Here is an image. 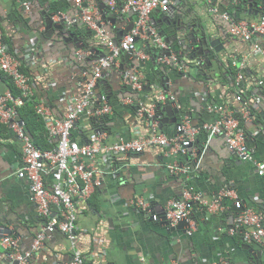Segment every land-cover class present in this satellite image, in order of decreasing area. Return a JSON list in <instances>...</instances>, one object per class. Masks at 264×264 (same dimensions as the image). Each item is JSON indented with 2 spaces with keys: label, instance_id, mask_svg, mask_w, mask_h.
Returning a JSON list of instances; mask_svg holds the SVG:
<instances>
[{
  "label": "crops",
  "instance_id": "crops-1",
  "mask_svg": "<svg viewBox=\"0 0 264 264\" xmlns=\"http://www.w3.org/2000/svg\"><path fill=\"white\" fill-rule=\"evenodd\" d=\"M23 2L31 4L30 11L24 9ZM96 2L98 12L100 4L107 6V0ZM231 4L234 5L229 2L223 6L232 10ZM118 6L116 1L115 7ZM208 8L207 0H179L177 13L167 18L169 24L161 22V26L158 25L164 15L156 10L150 22L160 26L162 33L168 32L170 36L178 29L183 31L181 24L185 26L189 23L186 26L190 25L189 28L196 31L201 26L203 32L217 39L219 52L212 55V66L207 68L211 75L199 74L193 69L190 72L185 69L180 74L178 68L169 66L163 74L156 75L153 70L145 72L153 65L149 59L140 65L144 78L151 81L146 86L147 95L144 93L142 101L146 98L148 102L160 94L171 95L174 101L169 98L162 100L161 106H167L166 109L171 112L173 109L179 111L172 115L176 119L174 123L163 124L162 129L157 127L158 130L166 136L175 135V126L184 117H188L192 126L198 129L192 143L196 164L182 161V155L161 145H149L138 154L118 155L116 160H107L103 153L99 154L95 158L97 173L94 178L100 184H93L92 181L87 187L89 193L86 200L75 199V242L72 243L62 232H46L42 245L32 252L27 264H70L73 249L79 250L87 264H251L252 256L243 247L249 245L256 248L259 244L237 239L226 221L229 215L224 216L223 212L230 211L232 207L237 209L235 200L255 212L264 210V173L259 175L255 166V162L264 163V127L256 129L254 124L249 125L250 129L253 128L251 151L254 161L240 160L227 146L221 133L211 134L202 127L217 119V112L211 108L213 104L221 101L222 97L227 99L226 104L235 100L233 94L224 92L229 89V67L240 68L241 73L246 68L251 80H260L258 85L263 90L258 93L255 89V109L264 123V58L254 53L249 43L229 35L226 24L212 15ZM57 12L75 18L79 9L73 0H0V28L7 49L29 64L33 78L39 79L36 83L38 89L44 94L40 98L48 99L53 107V116L62 118L69 108L63 96L80 91L81 85L92 75L93 63L107 49L101 40L96 39L95 31L82 20L67 26L61 36L57 30L50 38L41 34L45 20ZM106 16L111 19L106 20L100 15L99 20L109 29L115 41L123 36L129 23L135 24L137 17L129 12L108 11ZM56 18L49 19L56 23ZM71 30L74 35L69 33ZM191 33L196 36L195 31ZM75 38L79 42L74 41ZM76 44L83 45L79 48ZM145 45V40L139 38L136 41L137 51L144 53ZM79 50L88 51L89 55L78 57L76 52ZM27 54L29 58L25 59ZM116 61L113 67L123 72L137 64L135 58L125 53H121ZM111 71L112 67L109 77L115 88L110 95L115 96L112 102L116 112L110 121V133L106 134L105 143L150 135L153 132L150 121L144 118L143 127L138 123L136 109L116 87L119 84L118 71L115 70L114 74ZM30 85L33 88V84ZM153 114V111L149 113ZM161 116L163 119L167 113L164 111ZM82 121L81 116L73 128ZM153 126L156 128L157 124ZM20 161L21 142L8 127L0 136V232L14 237L17 245L12 250L0 245V264H8L17 256L31 251L35 236L44 226L27 181L15 174V167ZM111 163H115L114 166ZM171 167L175 170L170 171ZM45 181L51 184V176L47 175ZM186 189L200 192L208 202L217 199L223 191H230L233 195H224L219 200L220 209L209 211L203 205L195 204L188 216L187 226L180 230H168L170 226L164 224L163 210L169 201L182 199ZM137 196L149 202L148 212L140 211L130 203ZM51 210L56 214L60 208L52 205ZM154 215L160 218L154 219ZM4 228L11 234L2 231ZM261 249L262 252L256 255L258 264H264L262 246Z\"/></svg>",
  "mask_w": 264,
  "mask_h": 264
},
{
  "label": "built area",
  "instance_id": "built-area-1",
  "mask_svg": "<svg viewBox=\"0 0 264 264\" xmlns=\"http://www.w3.org/2000/svg\"><path fill=\"white\" fill-rule=\"evenodd\" d=\"M75 6L79 9L76 18L69 23L77 20L85 22L89 28L93 29L96 36L105 45L107 52L100 56L92 65V75L81 85L78 93L64 95L63 101L69 103L68 110L62 118H56L49 106L40 98L36 105V112L45 120L49 135L55 138V146L49 150H40L37 148L29 134L25 131L23 122L16 118V107L23 104L26 98L31 97L33 88L28 83V77L19 71L20 60L13 56L7 46L2 42L0 31V69L12 76L13 81L18 89L20 96L13 98L10 93H0V120L8 124L9 129L19 138L21 142V161L16 169V176L19 179L26 180L29 192L35 204L38 213L43 216H49L51 213L50 206L54 205L60 208L59 215L52 217L43 228L38 232L32 243L31 251L26 252L24 256L18 257V264H27L28 258L32 252H35L42 245L46 232L51 233L56 230L64 233L68 239L74 243L76 234L75 221L77 211L75 199L86 200L88 197V186L93 184L99 185L100 182L94 178L96 169L95 158L103 153L107 160L115 155L127 153H140L149 145L170 146L171 152L175 154H186L187 146L193 141L197 134V129L193 128L189 118L184 117L176 126L177 134L173 137H167L163 134L153 132L149 136H137L129 139H122L110 144H106V134L103 132H93L85 144H79L71 138V130L77 119L84 114L102 115L112 114L113 110L107 102V98L102 96L99 101L100 107L92 109L90 97L93 88L100 78L103 77L104 70L111 68L117 61L122 52L135 58L137 64L131 70L120 75L119 82L128 85L132 90L140 91L143 88V74L138 69L148 56L140 53L136 48V40L139 38L146 39L159 48L166 50L167 45L162 40L155 27L149 22L150 14L154 10L167 11L170 0H127L121 11L134 10L137 13L134 26L127 31L117 42L112 39L109 29L99 20L97 8L91 2L86 0H73ZM212 0H208L211 3ZM113 5V1L110 2ZM26 11L30 10L29 3H22ZM86 8H85V7ZM210 11L213 14L218 13L215 6H211ZM221 17L227 20L228 31L231 35L238 37L243 41L252 44L253 52L264 58V48L260 44V36L264 35V16L259 21H231L227 13H222ZM78 57L89 55L88 51L79 50L76 52ZM29 58L28 54L25 59ZM162 65H173L179 70L184 66L179 64V59L174 52L169 55H162L157 60ZM240 79L241 77L238 76ZM65 97V98H64ZM159 100H165V95H158ZM170 100L174 101L173 96L167 95ZM238 99V97H236ZM126 101H131L126 98ZM9 102L11 104L9 105ZM219 112V118L212 124L205 125L211 134L222 133L225 137L227 146L235 152L239 159L244 161H254L251 149L244 141L242 132L238 129V122L230 112L221 106H214ZM144 108L139 109L141 115ZM151 110H148L150 112ZM258 174L264 173V163L255 162ZM170 171L175 170L171 167ZM50 175L52 183L47 184L45 177ZM94 179V180H93ZM228 195H233L230 191L221 192L217 199L207 201L203 199L202 194L198 191L186 189L183 192V198L169 201L164 210L162 217L169 221L171 225L186 219L195 203L205 206L209 211L214 208L220 209L219 200ZM221 197V198H220ZM130 203L140 211H149V202L142 196L133 198ZM239 208L234 219V225L230 232L238 228H244L242 232L243 240L246 243H257L264 246V210L255 212L250 208L240 207V202H234ZM154 219L159 216L154 215ZM17 240L9 235L0 232V245L4 248L16 247ZM73 256L70 264H86L77 249H73ZM170 264H178L172 262Z\"/></svg>",
  "mask_w": 264,
  "mask_h": 264
},
{
  "label": "trees",
  "instance_id": "trees-1",
  "mask_svg": "<svg viewBox=\"0 0 264 264\" xmlns=\"http://www.w3.org/2000/svg\"><path fill=\"white\" fill-rule=\"evenodd\" d=\"M116 1L119 6H121L124 2L123 0H116ZM233 1L236 2L234 5L231 4L232 10H230L229 8L226 9L231 13L233 20L245 19L247 21H257L262 16H264V11L259 12L258 14H254L255 8H258L259 3H262L264 5V0H213L212 3L214 5H219L220 7L223 8V5H225V3H229ZM249 3L252 4L250 7H248ZM247 7L249 8L248 11H250V12L247 11L249 14H245L242 16H240L239 14L237 15L234 14V12H239L242 14L247 9ZM154 25L157 31L159 32V34L163 37L164 34L162 33L159 26L157 24ZM3 41L6 43L4 39ZM145 43L146 45L144 48V53L149 57L148 59L151 61V63H153V65H150L149 69L146 70L145 72H150V70H153L156 73V75H158V74H163L164 73L163 71H166L168 66L173 69H176L175 66L173 65H162L157 61L159 57H162V53L165 50H162L161 48L157 47V45L153 44L152 42H148L147 40H145ZM166 45L168 47L167 49H171L172 45L170 43H166ZM84 47L86 48L87 46ZM9 51L20 60L21 64L19 70L29 77V82L33 84V89H34V93H32L33 95L29 98H26L21 106L16 107L15 109L16 118L18 120L23 121L25 131L29 134L31 140L33 141L34 145L37 148H39L40 150H49L53 148L56 143H55V138L49 135V131L46 127L44 118L39 113L36 112V105L39 102L40 97H43L44 95L42 90H39L36 84L39 79L36 80L33 78L32 70L29 64L25 60H23V58H21L20 56L18 57V55H15L12 52V50L9 49ZM175 54L177 55V57L181 62L183 61L185 65H189V62H186L178 52H176ZM202 65L204 66L203 61H202ZM205 69L208 74H211V72L208 71L207 66H205ZM115 70L118 71L117 74H121L123 72L122 70L115 69L114 67H112L111 73L113 74L116 73ZM228 71L230 72V83L228 82L229 89L224 92H229V94H233L232 97L237 95L239 96L240 100L237 101L234 100V102L229 101V103L226 104L227 99H224V97H222L221 101L216 103L227 106V108L231 111V115L233 116V118H235L238 121V129L242 132L246 144L249 147H252L251 141L253 138L251 134L253 128L250 129L249 125L254 124V127L256 129H260L261 126L264 127V123L263 121H261V117L259 116L257 110L255 109V103H256L255 99L257 97L255 93V89H257L259 93L262 92L263 88L259 87L258 85L260 80L259 81L257 79L251 80V77L250 75H248L246 68L243 69L242 73H240L241 79L240 81L237 82V84H236V78H237L238 70L233 67L231 68L229 67ZM109 75L110 72L109 73L105 72L103 77L99 79L96 86L93 88V93L90 94L91 95L90 101H91L92 109H97L100 107L99 105L100 98L104 96L107 98V102L111 106L113 112L112 114H102L98 116L83 115L82 118L84 119V121L77 123V127L72 128L71 130V138L76 140L79 144L87 143L90 134L95 131L103 132L107 135L108 133H110V121L113 117L114 112H116V108L112 102V97L115 96L110 95V92L114 91L112 89L115 88V83L111 80ZM209 80H212V78H209ZM143 82L146 83L144 85V89L138 93L132 90L128 85L117 83L116 86L118 88V91L122 93V95H126L133 99V101L130 103V106L134 110L136 109L135 112L138 111L139 108L138 101H141L142 104H144V106L147 108L152 104L155 106V108L161 105V101L157 96L153 97L148 102H146V98L142 101L143 98L142 96H144V93L147 95V93L145 92L146 86H149L151 81L145 77ZM6 89H8L9 93L13 98L19 97L21 95L20 90L15 85L11 76L7 75L6 73L0 70V91L2 92ZM96 94H98V96L100 97H97ZM134 95H136V97ZM44 101L47 104V106L50 107L51 111H53V107L51 106L50 101L48 99H44ZM10 104L11 103H9V105ZM244 110L248 112V118L250 121L247 120V118L244 116ZM157 113H159V111H157ZM138 123L141 124L142 127L145 125L144 116L138 115ZM75 125L76 124H74V126ZM78 125L83 127H78ZM3 130L5 132L8 130V124L5 123L3 124L2 122H0V136L2 135ZM131 154L133 153H129V155ZM116 156L118 155H115L114 157H112V159L116 160ZM180 157L182 161H186V163L188 162V157H189L188 152ZM114 164L115 163H111V165L113 166ZM229 214H231V210L223 212L224 216H228ZM41 220L43 224H46L47 222L46 218H42ZM243 231L244 228H238L234 232L236 238L241 239L242 241H243V236H242ZM8 250H12V248Z\"/></svg>",
  "mask_w": 264,
  "mask_h": 264
},
{
  "label": "water",
  "instance_id": "water-1",
  "mask_svg": "<svg viewBox=\"0 0 264 264\" xmlns=\"http://www.w3.org/2000/svg\"><path fill=\"white\" fill-rule=\"evenodd\" d=\"M252 4H248V7H250ZM263 7L264 5H262V3L258 4V8L255 9L254 13L257 14L258 12H262L263 11ZM105 8L104 4H100L99 6V11L102 14L103 18H106V20L111 19L110 17L106 16V13L103 11ZM179 9V0H172V3L169 7V10L167 12H162V15H164L162 17V20L158 21V22H162L163 24L167 23L169 24V22L167 21L168 17H173L176 13L177 10ZM250 12V11H248ZM129 14H135L134 11L130 10ZM54 15H58L60 18L59 14H51L44 23V34H46V36L48 38H50L52 36V34L54 33V31H58V35H63L64 32H66V26L65 23L63 22V20H59L57 23H54L53 21H51L49 18L53 17ZM114 19V18H113ZM179 22H177L178 24ZM180 24V23H179ZM189 23H187L186 25H188ZM184 26V24H181V28L183 31H180V29L177 30V33L174 32V34L172 36L168 35V32H165V34L163 35V38L166 42L170 43L172 46L176 47L177 49H174L175 52H178L180 54V56H182V58L186 61L189 62L188 66H192V67H196L197 71L200 72L201 74L205 75V66H207V68H211L212 64L210 62V59L212 58V55H215L216 53L219 52L220 47L216 46V43H218L219 41L217 39H213L211 35H207L206 32H203L202 27H198V30H193L191 28H189V26ZM133 26V22L129 23L124 31H129ZM167 31V30H165ZM195 31L196 32V36L194 37V35L190 32ZM183 32V33H182ZM69 33L71 35H74L75 33H73V31H69ZM77 39L75 38L74 41H76ZM78 41V40H77ZM77 45V44H76ZM81 45H77V47H81ZM170 53L167 52L165 55H169ZM203 57L204 60V66L202 65L201 62V58ZM98 96V95H97ZM167 106H163V107H157L156 111H159V113H157L155 116H151L149 117V121L150 124H152L154 121H156L157 119H159L158 122V128L162 129L163 124H169V123H174L176 121L175 118H173V114H177L179 113L178 110L173 109V111H168L166 109ZM171 107V106H170ZM167 113V117L165 118H158L159 116H161L163 114V112ZM172 116V118H171ZM263 119H264V115H263ZM189 152L191 153V149L192 147L189 146ZM188 160L190 162H192L193 164H196V160L189 155ZM232 213L229 214V216L227 217L226 221L229 225L232 224V220L234 217V212L236 211V209L234 207L231 208ZM188 219H183L182 221H179L176 225L174 226H170L167 220H164V224L167 225L169 228L168 230H180L181 228H183L184 226L188 225ZM4 232H6L7 234H11V231L8 230L7 228H4V230H2ZM262 246V245H261ZM260 245H257L256 248L253 246H249V245H244L243 248L247 249L249 251V253L252 256V260H251V264H258L256 263V255L257 253H261L262 249H261ZM262 248L264 249V247L262 246ZM17 261H14L13 264H17ZM228 264V263H227Z\"/></svg>",
  "mask_w": 264,
  "mask_h": 264
},
{
  "label": "clouds",
  "instance_id": "clouds-1",
  "mask_svg": "<svg viewBox=\"0 0 264 264\" xmlns=\"http://www.w3.org/2000/svg\"><path fill=\"white\" fill-rule=\"evenodd\" d=\"M98 1V0H97ZM111 1H113V5H111L110 4V2ZM124 2H123V4L121 5V6H118V7H115V4H116V0H107V6H106V4L104 3V2H102V3H104V5H105V8H104V12L106 13V11H108V12H113V13H120V12H122L121 11V9H122V7L124 6V4L126 3V1L127 0H123ZM208 1V0H207ZM91 2L95 5V7L97 8V2H96V0H91ZM212 2H213V0H212ZM209 3V11H210V8H211V6H215L217 9H218V13L217 14H213L211 11H210V13L212 14V15H214V16H217L218 18H220V20L224 23V24H226L227 25V27H226V30H227V33L229 34V35H231L230 33H229V31H228V26H229V24H228V22H227V20H225L224 18H222L221 17V14L222 13H227L228 15H229V18L231 19V21H240V20H243V21H247V20H245V19H240V20H233V18H232V16H231V13L228 11V10H226L227 9V7H224L223 6V8L222 7H220L219 5H214L213 3ZM235 2L236 1H233V3L235 4ZM24 3V2H23ZM26 3H29V2H26ZM84 3L86 4V0H84ZM171 3H172V0H170V5H171ZM260 4V3H259ZM29 5H30V10H31V4L29 3ZM170 5H169V7H170ZM263 5V4H262ZM86 6V5H85ZM24 7V6H23ZM255 9H257V8H255ZM263 9H264V7H263ZM29 10V11H30ZM116 12H115V11ZM132 10V9H131ZM168 10H169V8H168ZM167 10V11H168ZM249 10V8L247 7V9L241 14V13H239V12H234V14L235 15H237V14H239L240 16H242V15H245V14H249L247 11ZM98 11V10H97ZM130 10H128V11H126V12H129ZM132 11H134V10H132ZM155 11V10H154ZM153 11V12H154ZM156 11H159V10H156ZM167 11H159L161 14H162V12H167ZM264 11V10H263ZM152 12V13H153ZM256 12V11H255ZM134 13H135V15L137 16V13L134 11ZM152 13L150 14V17H151V15H152ZM259 13V12H258ZM257 13V14H258ZM56 14H59L60 15V13L59 12H57ZM98 14H99V16L101 15V18H102V14L100 13V11L98 12ZM255 14V13H254ZM77 16V15H76ZM76 16H75V18H76ZM53 17H57L56 19H58L57 21H55L56 23L59 21V20H63V22L65 23V26L67 27V26H71L72 24H76L79 20H75L74 22H72V23H69V21L71 20V19H73V18H68V17H66V16H62V14L60 15V18H59V16L58 15H54ZM263 17V16H262ZM136 19H137V17H136ZM261 19V18H260ZM259 19V20H260ZM150 20H151V18H150ZM150 20H149V22H150ZM259 20H257V21H259ZM248 22H253V21H248ZM151 23V22H150ZM160 23L161 22H158V25H160ZM154 27H155V25L153 24V23H151ZM133 26H134V24H133ZM132 26V27H133ZM161 26V25H160ZM160 26H159V28H160ZM89 27V26H88ZM155 29H156V27H155ZM161 29V28H160ZM0 31H1V34H2V30H1V28H0ZM72 31V30H71ZM156 31H157V29H156ZM125 32V31H124ZM127 32V31H126ZM125 32V33H126ZM158 32V31H157ZM41 34H44V30L42 31V32H40ZM124 33V34H125ZM123 34V35H124ZM158 34H159V32H158ZM160 35V34H159ZM231 36H233V35H231ZM263 36L264 35H262V36H260V44H261V46L264 48V45L262 44V39H263ZM160 37L162 38V40L165 42V44L166 43H168V42H166L165 40H164V38L160 35ZM233 37H236V36H233ZM98 37H96V39H97ZM236 38H238V37H236ZM239 39V38H238ZM98 40H99V38H98ZM120 40V39H119ZM138 40V39H137ZM136 40V41H137ZM144 40H146V39H144ZM239 40H241V39H239ZM118 40H116V42H117ZM148 41V40H147ZM241 41H243V40H241ZM2 42L6 45V43L3 41V34H2ZM79 42V41H78ZM148 42H150V41H148ZM244 42H247V41H244ZM247 43H249L250 45H251V47H252V44L250 43V42H247ZM154 44V43H153ZM83 45V44H82ZM7 46V45H6ZM158 47V46H157ZM168 48V47H167ZM8 51H9V49H7ZM163 50V49H162ZM252 51H253V48H252ZM10 52V51H9ZM167 52H174V53H176L175 52V50H174V48H173V46H171V49H166L163 53H162V55H165ZM11 53V52H10ZM122 53H124V52H122ZM12 54V53H11ZM13 55V54H12ZM121 55V54H120ZM14 56V55H13ZM16 57V56H15ZM22 58V57H21ZM119 58V57H118ZM118 58H117V60H118ZM149 58V57H148ZM201 58V62L204 60V58H202V57H200ZM179 59V58H178ZM146 61H144V63H145ZM144 63H142L141 65H144ZM20 64H21V62H20ZM179 64H182L183 66H184V69L183 70H180L179 72H180V74H181V72L182 71H184L185 69L187 70V72H190V70L191 69H193V70H195V72L196 73H199L198 71H197V68L196 67H192V66H188V65H185L184 63H183V61L181 62L180 60H179ZM114 65V64H113ZM113 65L111 66V67H113ZM138 67V69L140 70V67H142V66H137ZM175 68L177 69V67L175 66ZM111 69V68H110ZM1 70V69H0ZM1 71H3V70H1ZM20 71V70H19ZM241 71V69L240 68H238V73H237V78H236V84H237V82L238 81H240V79L238 78V76H240L241 77V75H240V72ZM4 72V71H3ZM21 72V71H20ZM105 72H108L109 73V69L108 70H104V72H103V75H104V73ZM4 73H6V72H4ZM125 72H122L121 74H118L117 75V77H119L120 75H122V74H124ZM7 75H9L8 73H6ZM200 74V73H199ZM205 74H207V75H211V74H208L207 73V71H206V69H205ZM207 75H206V77H207ZM9 76H11V75H9ZM11 78H12V76H11ZM13 79V78H12ZM145 78H144V76H143V79H142V81L144 80ZM118 80H119V78H118ZM28 83H29V79H28ZM30 84V83H29ZM119 84H121L120 82H119ZM146 83H144L143 82V88L140 90V91H136L137 93L138 92H141L143 89H144V85H145ZM131 88V87H130ZM20 90V89H19ZM135 91V90H134ZM3 92H6V91H3ZM8 93H9V91H7ZM0 93H2L1 91H0ZM33 93H34V91H33ZM98 94H96V96H97ZM137 95V94H136ZM136 95H134L135 97H136ZM97 97H100V96H97ZM157 97H158V95H157ZM165 97H166V99H168L169 97H167V95H165ZM236 97H238V99H236ZM17 98V97H16ZM127 98H128V100L130 99L131 101L129 102V101H127L129 104L133 101V99L132 98H130V97H128L127 96ZM159 98V97H158ZM165 99V100H166ZM234 99L237 101V100H240L239 99V96H234ZM161 101V103H162V100H160ZM9 103H11V102H9ZM138 104H139V108H138V111H137V114L139 115V116H144V118H146V119H148L149 117H151V116H155L156 114H157V111H156V108L157 107H162L161 105L160 106H157L156 108H155V106L152 104L151 106H149L148 108L147 107H145L144 106V104H142V102L141 101H138ZM171 104H174V103H172L171 102ZM214 106H221L222 108H224V109H226L227 111H229L230 112V114H231V111L227 108V106H225V105H221V104H217V103H215V104H213L212 106H211V108L214 110V111H216L217 112V119L219 118V112L216 110V109H214L213 107ZM140 108H144L145 110H143V112H142V114L140 115L139 114V109ZM155 108V109H154ZM148 110H151V111H153V115H149V113L151 112H148ZM247 113V114H246ZM87 115V114H86ZM232 116V115H231ZM244 116L247 118V120L249 119L248 118V112L246 111V110H244ZM233 117V116H232ZM158 118H162V116H159ZM188 118V117H187ZM145 119V120H146ZM183 119V118H182ZM181 119V120H182ZM216 119V120H217ZM235 119V118H234ZM149 120V119H148ZM180 120V121H181ZM190 120V119H189ZM215 120V121H216ZM1 121V120H0ZM21 121V120H20ZM180 121L176 124V126L180 123ZM214 121V122H215ZM23 122V121H22ZM77 122V121H76ZM75 122V123H76ZM158 122H159V119H157L156 121H154L152 124H151V127H152V129H153V132H156V133H158V134H162V132L160 131V130H158ZM214 122H211V123H207V124H212V123H214ZM238 122V121H237ZM4 123V122H3ZM74 123V124H75ZM190 123H191V121H190ZM5 124H7V123H5ZM157 124V126H156V128L153 126V125H156ZM207 124H204L203 125V127H202V129H204V130H206V131H208V132H210L208 129H205V125H207ZM192 125V124H191ZM175 126V127H176ZM154 127V128H153ZM194 128V127H193ZM195 129H197V128H195ZM157 131H159V132H157ZM96 132V131H95ZM152 132V133H153ZM175 132H176V134H177V131L175 130ZM197 132H198V129H197ZM151 133V134H152ZM150 134V135H151ZM175 134V135H176ZM218 134V133H217ZM222 134V133H221ZM164 135V134H163ZM175 135H172V136H167V137H173V136H175ZM223 135V134H222ZM147 136H149V135H147ZM166 136V135H165ZM197 136V135H196ZM195 136V137H196ZM195 137H194V139H195ZM194 139H193V141H194ZM76 141V140H75ZM193 141L190 143V145L189 146H191L192 147V143H193ZM244 141H245V139H244ZM246 143V142H245ZM189 146H187V149H186V153L188 152V156L189 155H191L192 157H193V154H192V149H191V153L188 151L190 148H189ZM248 146V145H247ZM168 147H170V146H168ZM249 147V146H248ZM250 149H251V147H249ZM128 155H129V153H127ZM133 154H138V153H133ZM121 155H125V154H121ZM184 155V154H183ZM238 157V156H237ZM194 158V157H193ZM241 160V159H240ZM188 162H190L189 160H188ZM235 201H237V200H235ZM240 202V201H239ZM195 204H198V203H195ZM194 204V205H195ZM194 205H193V207H194ZM235 205V204H234ZM52 206V205H51ZM51 206H50V210H51ZM193 207H192V209H193ZM236 207V206H235ZM240 207H242V208H245L244 206H242L241 205V202H240ZM204 208H206L205 206H204ZM237 208V207H236ZM246 209V208H245ZM239 210V208H237L236 209V211L233 213L234 214V219H235V216H236V213H237V211ZM192 211V210H191ZM59 215V212L58 213H56V214H54L53 212H52V210H51V213H50V215L49 216H43V215H41V218H46L47 219V222L52 218V217H56V216H58ZM187 219H188V217H187ZM164 220H166V219H164ZM182 221V220H181ZM47 222H46V224H47ZM168 223H169V221H168ZM178 223V222H177ZM176 223V224H177ZM46 224H44V226H43V228L46 226ZM169 225L170 226H174V225H171L170 223H169ZM233 225H234V223L233 224H231L230 225V228H232L233 227ZM56 231H58V230H56ZM55 231V232H56ZM60 232V231H59ZM235 232V231H234ZM233 232V233H234ZM74 233H75V230H74ZM64 234V233H63ZM9 236H11V235H9ZM12 237V236H11ZM12 238H14V237H12ZM15 239V238H14ZM244 241V240H243ZM245 242V241H244ZM254 244H257V243H254ZM259 245H261V244H259ZM264 247V246H263ZM10 248H15V247H10ZM10 248H7V250L8 249H10ZM22 256H24V254H22L20 257H22ZM73 256V255H72ZM18 257L19 256H17V258H15V260L14 261H17L18 262ZM82 257V256H81ZM28 260H29V258H28ZM13 260H10V262L8 263V264H13V262H14ZM84 261V260H83ZM18 264V263H17Z\"/></svg>",
  "mask_w": 264,
  "mask_h": 264
}]
</instances>
